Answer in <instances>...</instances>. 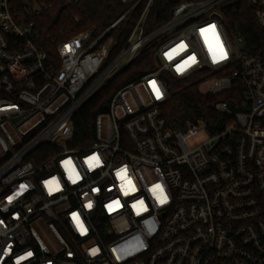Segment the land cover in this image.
<instances>
[{
  "label": "built area",
  "instance_id": "built-area-1",
  "mask_svg": "<svg viewBox=\"0 0 264 264\" xmlns=\"http://www.w3.org/2000/svg\"><path fill=\"white\" fill-rule=\"evenodd\" d=\"M115 1L103 30L71 12L52 60L37 19L53 1L0 0V264H264V43L229 24L241 0L184 1L151 29L157 0ZM247 2L264 35V0ZM147 51L74 147L78 112ZM168 76L218 116L169 126Z\"/></svg>",
  "mask_w": 264,
  "mask_h": 264
},
{
  "label": "trees",
  "instance_id": "trees-1",
  "mask_svg": "<svg viewBox=\"0 0 264 264\" xmlns=\"http://www.w3.org/2000/svg\"><path fill=\"white\" fill-rule=\"evenodd\" d=\"M54 7L48 11L43 17L37 19L40 25L47 33L46 47L50 59L57 60V52L53 41L61 39L67 34L68 26L75 23L71 12L85 19V24L81 29L89 24L96 25L99 30L105 29L124 11L122 7L115 0H52ZM184 1L197 0H157L154 4L151 14L149 16V29L156 25L162 24L168 20L174 7ZM61 5L68 6L62 13L57 24H53V17L57 9ZM226 16L229 24L235 29L238 35H241L249 44L251 52H258L264 43V35L260 27L257 25L251 7L247 0H241L233 4L227 9ZM133 20H131V23ZM124 22L120 29L116 30L119 34V45L115 51L118 52L126 43L129 35L130 26H127L124 32ZM151 51L143 53L138 60H135L130 66L123 70L120 74L112 79L109 84L99 91L75 116V139L73 141L74 147H85L90 145L94 138V121L96 115L101 112L109 110L111 97L115 91L129 83L130 81L140 77L143 73L148 71L153 66ZM169 92L170 96L162 106L164 116L166 117L169 126L184 128L192 118H202L209 123L217 117L213 109V103L216 100L214 96L202 95L193 84H187L185 81L173 80L169 77ZM227 94L223 98H228Z\"/></svg>",
  "mask_w": 264,
  "mask_h": 264
},
{
  "label": "rangeland",
  "instance_id": "rangeland-1",
  "mask_svg": "<svg viewBox=\"0 0 264 264\" xmlns=\"http://www.w3.org/2000/svg\"><path fill=\"white\" fill-rule=\"evenodd\" d=\"M230 37L234 40L236 35L230 32ZM209 136L210 134L208 131L201 129L196 136L188 140V143L190 146L194 147L205 142L209 138Z\"/></svg>",
  "mask_w": 264,
  "mask_h": 264
},
{
  "label": "water",
  "instance_id": "water-1",
  "mask_svg": "<svg viewBox=\"0 0 264 264\" xmlns=\"http://www.w3.org/2000/svg\"><path fill=\"white\" fill-rule=\"evenodd\" d=\"M65 7H67V6H65V5H61V6L57 9V11H56V13H55V15H54V17H53V24H57V22H58V20H59V18H60V16H61V13H62L63 10L65 9Z\"/></svg>",
  "mask_w": 264,
  "mask_h": 264
},
{
  "label": "snow or ice",
  "instance_id": "snow-or-ice-1",
  "mask_svg": "<svg viewBox=\"0 0 264 264\" xmlns=\"http://www.w3.org/2000/svg\"><path fill=\"white\" fill-rule=\"evenodd\" d=\"M205 31H207V30H205ZM221 58H223V56H222ZM154 87H155V85H154ZM157 95H159V91H158V90H157ZM129 183H130V182H129ZM155 187H156V188H160L159 185H156ZM161 191H162V190H161ZM158 199H160V197H158ZM160 202L163 203V202H164V199H160ZM140 203L142 204L143 202L141 201ZM88 207H91V204H89ZM77 219H78V218H77Z\"/></svg>",
  "mask_w": 264,
  "mask_h": 264
}]
</instances>
